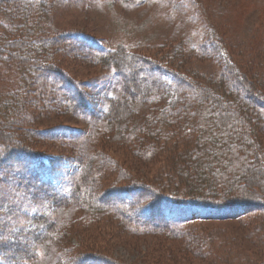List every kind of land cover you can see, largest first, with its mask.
Listing matches in <instances>:
<instances>
[{"label": "trees", "instance_id": "trees-1", "mask_svg": "<svg viewBox=\"0 0 264 264\" xmlns=\"http://www.w3.org/2000/svg\"><path fill=\"white\" fill-rule=\"evenodd\" d=\"M55 4L0 0V74L22 77L0 98V181L15 183L0 200V264H124L112 247L129 239L144 241L151 264H264V74L249 58L263 52L209 33L198 58L223 55L215 75L200 74L182 40L127 51L50 33ZM66 63L101 72L76 79ZM25 107L34 119L87 116L103 124L97 143L135 162L83 146L85 133L67 125L15 128L8 118L26 119ZM223 221L240 224L253 248L197 229Z\"/></svg>", "mask_w": 264, "mask_h": 264}, {"label": "rangeland", "instance_id": "rangeland-1", "mask_svg": "<svg viewBox=\"0 0 264 264\" xmlns=\"http://www.w3.org/2000/svg\"><path fill=\"white\" fill-rule=\"evenodd\" d=\"M195 1L197 6L195 3L190 5L194 0H175L178 4L176 13L171 4L162 0H56L55 11L45 29L50 33L79 32L90 36L105 49L122 46L128 49L127 51L145 46L151 47L149 50H152L164 41L182 40L189 51L190 58L186 57L188 65L200 74L215 75L219 69L218 57L223 53L219 50L203 59H199L197 53L200 44L207 40L211 33L217 40L220 38L223 40V46L232 45L240 53L248 51L251 54L250 48L263 52L262 55L257 56L251 54L249 58L258 63L259 72L264 74V0H218L215 3L209 0ZM144 51L149 52L145 49ZM66 65L71 75L80 80L95 78L98 72H101L94 69H79V66L72 63H66ZM106 73L110 74V72ZM4 77L0 74V98H5L8 92L20 85L22 79L19 74ZM96 80L100 86L103 79L99 77ZM145 110L147 107L144 110L139 108L140 113L146 112ZM24 112L28 116L26 119H18V121L16 119L14 124L11 123L14 120L13 117L9 116V123L15 128H20L26 127V122L30 124L33 121L30 126L36 129H47L58 124L67 125L85 133V138L82 135L78 137L81 141L77 139V142L88 146L87 148L95 144L101 146L106 144L102 141L97 143L103 124L91 121L87 116L77 114L59 117L44 113L45 116L42 118L34 119L37 115L29 112L28 108L25 107ZM101 151L126 166H131L135 162L121 147H110L106 144ZM132 168L137 170L140 166L134 164ZM146 169L149 171L146 170V174L143 175L139 171L145 178L151 176L155 170L150 166ZM14 184L9 178L1 179L0 200L8 199V195L15 191ZM197 229L216 233L220 241L243 240V243H239L240 246L253 248L251 240H247L240 224L238 226L233 221H223L219 224L207 223L200 225ZM72 242L77 247L85 246V243H81L82 239L78 237ZM143 242L137 239L117 242L112 247L113 255L124 264H151L149 259L140 256L144 250L141 245ZM193 264L207 263L195 260Z\"/></svg>", "mask_w": 264, "mask_h": 264}]
</instances>
